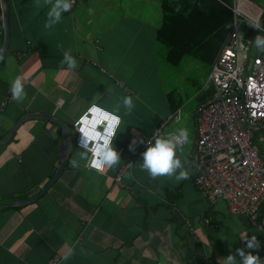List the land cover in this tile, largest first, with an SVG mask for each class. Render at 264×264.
<instances>
[{"label":"crops","instance_id":"obj_1","mask_svg":"<svg viewBox=\"0 0 264 264\" xmlns=\"http://www.w3.org/2000/svg\"><path fill=\"white\" fill-rule=\"evenodd\" d=\"M8 1L10 44L0 61V141L29 113L56 116L73 132L93 101L106 107L119 103L123 121L113 139L117 163L103 171L88 168L89 154L73 135L66 170L44 196L0 207V264H47L56 255L62 257L60 264H204L208 259L225 264L223 257L244 247L243 238L254 233L261 247L245 251L264 259V231L248 217L233 214L224 200L210 204L195 185L196 109L214 88L195 81L193 90L166 89L155 58L165 0H76L54 30L44 27L46 0ZM232 3L234 24L240 29L243 18L245 35L251 34V20L264 28V0ZM238 3L247 16L235 13ZM3 42L0 0V50ZM66 48L78 66L64 73ZM17 75L28 93L23 102L12 98L11 81ZM170 93L176 97L173 105ZM123 95L138 98L131 112L122 104ZM178 109L182 120L167 125L165 134L187 127L191 143L177 148L180 167L152 176L142 167L143 153L154 142V131ZM62 143L59 125L26 120L0 146V204L40 194L61 166ZM181 170L188 171L187 178H177Z\"/></svg>","mask_w":264,"mask_h":264},{"label":"built area","instance_id":"obj_2","mask_svg":"<svg viewBox=\"0 0 264 264\" xmlns=\"http://www.w3.org/2000/svg\"><path fill=\"white\" fill-rule=\"evenodd\" d=\"M239 3L235 13L247 16ZM75 4L76 0L73 7ZM251 24V34L245 35L244 42L235 25L206 84L214 91L196 109L194 182L210 204L224 200L233 214L248 217L264 231V46L256 44L257 35L264 38V28L258 20H251ZM181 120L178 109L162 121L152 138L165 134L167 125ZM99 127L102 130L104 126ZM80 128L78 119L74 123L75 144L86 150L80 145ZM88 154V168L103 171L105 166H91L92 154ZM116 180L121 182L122 175ZM205 222L214 226L210 219ZM61 262L62 257L56 255L47 264ZM204 264L214 263L208 259Z\"/></svg>","mask_w":264,"mask_h":264},{"label":"clouds","instance_id":"obj_3","mask_svg":"<svg viewBox=\"0 0 264 264\" xmlns=\"http://www.w3.org/2000/svg\"><path fill=\"white\" fill-rule=\"evenodd\" d=\"M74 2L75 0H46L48 9L44 27L54 30L53 25L63 20L62 13L72 9ZM88 11L92 12L93 9L89 8ZM256 44L258 47L264 46V38H257ZM2 58L0 56V59ZM61 64L67 65L66 68L61 69L64 73L77 68L78 59L73 55L71 48L64 49V59ZM11 93L12 98L18 102H23L28 96L22 75H17L12 79ZM136 99L138 98H134L132 95H123L122 104L127 112H131L135 108ZM79 119L81 121L80 131L83 133L80 137V145L87 150L84 155L92 154L91 166L102 169L105 165L112 166L117 163L120 156L113 146V139L119 131H122L123 116L119 103L106 107L103 103L93 101ZM86 121L87 123H85ZM100 125L104 126L102 130ZM185 142L191 143L190 131L187 127L179 128L178 132L156 134L154 142L149 141V146L143 153L145 160L142 167L148 169L152 176L174 172L181 165V160L176 155L177 148ZM188 175L187 170H181L177 178H187ZM243 239L246 240L244 247L236 248L235 252H230L226 257H223L225 264H264V259L258 252L253 254L252 251H245L246 248L261 247V241L257 235L254 233L251 238L247 236ZM235 253H239L241 259L238 260Z\"/></svg>","mask_w":264,"mask_h":264},{"label":"trees","instance_id":"obj_4","mask_svg":"<svg viewBox=\"0 0 264 264\" xmlns=\"http://www.w3.org/2000/svg\"><path fill=\"white\" fill-rule=\"evenodd\" d=\"M232 5V0H165L157 40L167 48V63L180 67L191 57L212 69L235 27ZM169 98L173 105L174 93Z\"/></svg>","mask_w":264,"mask_h":264},{"label":"water","instance_id":"obj_5","mask_svg":"<svg viewBox=\"0 0 264 264\" xmlns=\"http://www.w3.org/2000/svg\"><path fill=\"white\" fill-rule=\"evenodd\" d=\"M1 2H2L3 13H4V42H3V46L0 50V56H2L4 58V56L6 55V53L8 51L9 44H10V5H9L8 0H1ZM2 59H0V61ZM32 118L43 119L45 121H49V122H52L54 124H57L62 128L63 143H62V147L60 150L61 166L58 169V171L56 172V174L48 181L44 190L40 194H38L37 196H35L31 199H27L24 201H14V202H11L9 204H0V207L3 205H8L10 207H17V206H22V205H26L29 203H33L36 200L40 199L42 196H44L48 192L49 188L61 177V175L64 173V171L66 170V167L68 165L69 155H70L72 142H73V132L66 122H64L62 119H60L56 116L50 115V114H46V113H29V114H26L14 125V127L7 134V136L3 140L0 141V146L7 144L9 142V140L13 137L15 132L18 130V128L26 120L32 119Z\"/></svg>","mask_w":264,"mask_h":264},{"label":"rangeland","instance_id":"obj_6","mask_svg":"<svg viewBox=\"0 0 264 264\" xmlns=\"http://www.w3.org/2000/svg\"><path fill=\"white\" fill-rule=\"evenodd\" d=\"M243 18L240 20V33L241 35V42H244L246 38L245 31L243 29ZM259 35H257V38ZM157 43V65L160 67V72L164 80V84L166 89L169 90L170 88H177L182 92L186 90L192 89L195 86L194 82H200L201 84L208 83V79L211 75L212 69L205 64L196 62L193 58L188 57L184 60L183 64L180 67H172L170 64L167 63L165 56L167 54V48L165 45ZM150 60V59H149ZM139 65V64H138ZM141 67V65H139ZM191 91V90H190ZM74 141L76 139L75 130H73Z\"/></svg>","mask_w":264,"mask_h":264}]
</instances>
